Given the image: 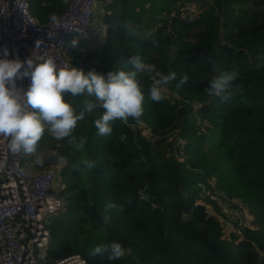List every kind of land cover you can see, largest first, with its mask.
<instances>
[{
  "label": "trees",
  "instance_id": "obj_1",
  "mask_svg": "<svg viewBox=\"0 0 264 264\" xmlns=\"http://www.w3.org/2000/svg\"><path fill=\"white\" fill-rule=\"evenodd\" d=\"M29 2L43 24L67 7L66 0ZM102 2L104 41L85 73L133 71L132 58L139 57L161 73L177 75L161 102L147 96L155 74L138 76L144 115L139 122L113 121L109 137L98 136L94 125L104 110L85 112L73 132L77 140L87 138L82 151L45 130L42 140L55 139L66 160L60 169L66 210L50 224L48 259L80 253L89 264H264V0ZM187 6L200 9L194 21L182 16ZM233 70L243 92L228 102L208 96L211 79ZM185 74L187 83L177 87ZM65 99L77 113L93 100L71 94ZM140 122L156 141L131 127ZM85 159L96 167L85 169ZM202 184L249 209L254 227H243L242 239L227 237L220 220L198 201ZM109 202L124 204V210L107 209ZM113 241L127 250L124 258L89 255Z\"/></svg>",
  "mask_w": 264,
  "mask_h": 264
},
{
  "label": "built area",
  "instance_id": "obj_2",
  "mask_svg": "<svg viewBox=\"0 0 264 264\" xmlns=\"http://www.w3.org/2000/svg\"><path fill=\"white\" fill-rule=\"evenodd\" d=\"M102 0H69L59 15L64 27L49 36L51 23H40L30 9L29 0H0V51L9 49V59L21 61L28 57L37 60L54 58L58 67H76L86 71L94 64L91 45L73 46L72 39H83L95 43L105 36L96 18V8ZM110 2V0H106ZM192 7V6H190ZM189 7V8H190ZM183 12L184 19L194 21L200 9L192 7ZM37 40L42 43L36 47ZM100 42V41H99ZM17 87L25 91L30 78L18 80ZM201 124H205L200 120ZM134 130H141L149 140L156 141L147 124L131 123ZM178 142L179 156L185 155L183 145ZM9 140L0 137V264H89L80 253L50 261L47 257L52 234V219L66 210V200L60 194L63 187L58 167L35 171L36 157L31 162L22 152L10 151ZM202 195L198 201L208 212L217 217L228 228H253L247 208L220 190L214 191L201 185ZM60 190V192H59Z\"/></svg>",
  "mask_w": 264,
  "mask_h": 264
},
{
  "label": "clouds",
  "instance_id": "obj_3",
  "mask_svg": "<svg viewBox=\"0 0 264 264\" xmlns=\"http://www.w3.org/2000/svg\"><path fill=\"white\" fill-rule=\"evenodd\" d=\"M50 23L49 36L56 34V30L64 27L59 18L53 14ZM131 34L129 30V35ZM104 41V40H103ZM41 41L37 40L39 48ZM73 45L76 40L72 41ZM7 47L0 51V137L9 140L8 147L14 153L22 152L26 156L36 155L39 143L47 130L55 139L69 138L78 150H83L86 137L79 140L73 136L77 123L85 118V112H92L94 108H102L103 114L94 120L97 135L109 137L113 128L111 123L120 120L127 123L131 118L139 122L144 115L145 91L138 79L144 74H155L151 86L147 89V96L152 102L165 99V86L176 79V73H161L154 65L143 62L139 57H133V71L123 69L104 74L95 70L85 73L76 67H58L54 58L42 60L32 56L21 61L9 59ZM214 67V62H213ZM239 73L235 70L223 72L211 79L205 92L210 97H218L224 102L233 100L243 92L241 85L236 84ZM30 78V86L25 91L17 87V81ZM187 74L182 76L177 87L187 83ZM67 94L72 97L85 95L93 98L86 101L83 111L77 113L73 104L65 99ZM59 162L65 164L63 157ZM85 169L96 167V161L85 159L81 162ZM36 164L42 165L43 160L36 156ZM124 204L109 202L107 209L123 211ZM107 224L109 216L102 217ZM127 250L120 242L99 244L89 252L90 256L106 257L109 261L124 258Z\"/></svg>",
  "mask_w": 264,
  "mask_h": 264
},
{
  "label": "rangeland",
  "instance_id": "obj_4",
  "mask_svg": "<svg viewBox=\"0 0 264 264\" xmlns=\"http://www.w3.org/2000/svg\"><path fill=\"white\" fill-rule=\"evenodd\" d=\"M66 3H67V5H68V3H69V0H66ZM104 7H105V5L103 4V2L101 1L100 2V4L97 6V8H96V12H97V15H96V18H97V20H98V22H99V24H100V28H101V30L102 31H105V24L103 25V23H104V21L102 20V15L104 14ZM192 7H194V6H192ZM192 7H190V8H192ZM196 7V6H195ZM188 6L187 7H185L184 9H183V12L185 13V12H188L187 10L188 9H190ZM65 10V9H64ZM76 40V44L75 45H73V46H77V45H82V44H89V45H91L92 44V46H94L95 47V49H96V46H97V50H100L101 48H100V46L103 44V41H102V38H100L101 40H99L98 42L99 43H91L90 44V42H86L85 40H83V39H76L75 38V35L73 36V39H72V41L73 40ZM104 40V39H103ZM91 49H92V47H90ZM56 146H58L57 145V143L55 142V139L53 140V139H51V140H41L40 141V143H39V147H38V151H37V153H36V155H34L35 157L36 156H39L42 160H43V164L42 165H37L36 163L34 164V170L35 171H40V170H44V169H47L48 167H50V166H53V167H58V169H59V172H60V169L64 166V164H61L60 162H59V157H63V155H61L60 153H59V150L57 149V147ZM34 156H27V161L28 162H31V161H34L33 160V158H34ZM64 158V157H63ZM64 160H65V158H64ZM65 162H66V160H65ZM194 172H196L197 173V171H194ZM59 175H60V173H59ZM62 184H63V187H62V189L65 187V185H64V181H63V179H62V183L60 184L61 186H62ZM210 184H211V186L213 187V188H215L216 186H217V180H216V178H213L212 180H210ZM61 189V190H62ZM59 192H60V190H59ZM221 192H224V191H221ZM224 193H226V192H224ZM236 201H238V202H240L241 204H243L242 203V201L241 200H239L238 198H234ZM247 208V207H246ZM247 211H248V213H249V217L251 216V214H250V212H249V209L247 208ZM224 231H225V235L227 236V237H229V236H232L233 234H235L236 236H237V238L239 239H242V237L244 236L243 234H242V229H238V226H236V225H233L232 226V228L231 227H228V228H224ZM263 254H264V252H263Z\"/></svg>",
  "mask_w": 264,
  "mask_h": 264
},
{
  "label": "crops",
  "instance_id": "obj_5",
  "mask_svg": "<svg viewBox=\"0 0 264 264\" xmlns=\"http://www.w3.org/2000/svg\"><path fill=\"white\" fill-rule=\"evenodd\" d=\"M96 43V42H95ZM97 43H99L98 41H97ZM103 45V44H102ZM102 45L100 46V48L102 47ZM91 47L93 48V49H95V47L94 46H92V44H91ZM98 48H97V46H96V50H97Z\"/></svg>",
  "mask_w": 264,
  "mask_h": 264
}]
</instances>
